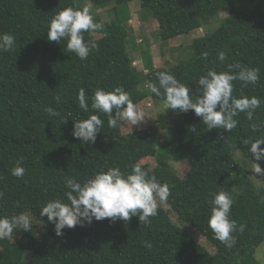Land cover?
Here are the masks:
<instances>
[{
  "label": "trees",
  "instance_id": "trees-1",
  "mask_svg": "<svg viewBox=\"0 0 264 264\" xmlns=\"http://www.w3.org/2000/svg\"><path fill=\"white\" fill-rule=\"evenodd\" d=\"M133 1L155 18L164 43L205 30L188 45L186 59L155 67L146 38L136 42L129 32L126 7ZM86 5L104 27L84 33L85 41L94 40L98 47L81 60L66 51L65 41H48L47 30L59 9ZM0 33L12 34L16 41L13 51L0 52V216L28 212L33 224L30 231L18 228L13 239L0 240V264H264L255 255L264 242V186L255 182L249 152L250 141L264 136V0H0ZM220 51L227 55L224 62L217 59ZM136 52L142 70L132 65ZM204 52L207 59L201 58ZM236 62L258 67L260 78L246 87L234 81L233 95L256 96L262 103L252 120L239 113L229 132L207 129L193 110L171 109L163 111V124L123 132L121 125L107 126V115L91 110L98 87L110 91L123 86L136 103L145 98L165 103L149 87L158 84L156 74L164 70L187 84L195 99L201 75L209 69L227 71ZM81 87L89 113L78 106ZM49 106L60 116H50ZM90 114L99 115L104 128L93 143H83L73 137V124ZM21 157L26 171L17 178L11 169ZM176 162L180 168L174 167ZM135 163L169 185L171 194L163 204L178 222L159 205L148 224L136 215L128 221L105 218L65 228L57 236L54 225L40 216L49 199L67 202L65 177L82 182L109 167L129 172ZM257 163L264 168V160ZM220 187L233 198L231 218L246 225L242 233H234L232 248L208 227L210 193ZM192 231L212 244L214 253Z\"/></svg>",
  "mask_w": 264,
  "mask_h": 264
},
{
  "label": "clouds",
  "instance_id": "clouds-1",
  "mask_svg": "<svg viewBox=\"0 0 264 264\" xmlns=\"http://www.w3.org/2000/svg\"><path fill=\"white\" fill-rule=\"evenodd\" d=\"M103 24L95 22L90 6H67L59 9L48 22L47 40L60 43L65 41L66 51L74 53L81 60L87 59L90 52L98 47L94 40L85 41V32L102 30ZM16 48L15 37L9 33H0V52H11ZM208 53L201 54L207 59ZM220 62L227 60L224 51L217 55ZM135 61L132 60L134 66ZM137 68V67H135ZM227 71L209 69L198 79L200 95L193 99L187 84L177 80L169 70L158 72V84H151L150 91L157 97L163 96L165 108L173 111L187 112L193 110L201 119L207 129L222 128L227 132L234 129L239 113H246L252 120L253 114L260 107L262 101L256 96L239 98L233 95L234 81H241L246 87L255 85L260 78L258 67H248L239 62L227 65ZM138 69V68H137ZM143 69L141 61V70ZM163 90V92L161 91ZM78 106L89 113V103L83 87L78 90ZM59 104L61 97H55ZM46 112L50 116L58 117L60 113L51 106ZM91 110L107 115V126L116 128L124 122L132 128L145 119L143 108L134 102L130 93L123 86H116L108 91L98 87L91 98ZM66 118L63 120V122ZM195 131L194 126H190ZM253 125V128H257ZM104 128V121L99 115L90 114L73 124L72 135L83 143H93L97 134ZM264 136H258L250 141L249 152L253 158L252 170L256 174L264 175L257 161L264 160ZM20 158L11 169V174L22 178L25 167ZM66 201L60 198L49 199L40 209V216H46L47 221L54 225L57 236L63 235V229L75 228L91 224L93 220L100 221L105 218L115 221L120 219L128 221L133 215L138 216L140 222L150 223V217L157 215L160 204L167 203L171 194L169 185L162 183L150 170H145L142 164L135 163L129 172L122 171L118 166L101 169L82 182L75 177H65ZM210 216L208 227L217 240L227 248L235 244L236 232H243L246 225L231 218L233 198L227 189L220 187L215 193H210ZM4 193L0 191V199ZM32 215L22 212L11 216H0V240L13 239L15 229L30 231L32 228Z\"/></svg>",
  "mask_w": 264,
  "mask_h": 264
},
{
  "label": "rangeland",
  "instance_id": "rangeland-1",
  "mask_svg": "<svg viewBox=\"0 0 264 264\" xmlns=\"http://www.w3.org/2000/svg\"><path fill=\"white\" fill-rule=\"evenodd\" d=\"M127 11L128 14V20L127 24L129 26V32L130 34H133L136 37V42H140L143 38H146V40L149 43V54L152 58L153 64L155 67L162 66L165 62L169 63H175L179 60L186 59L189 54L191 53L188 45L191 43L193 38L198 34H203L204 29H196L190 33L179 35L175 37L173 40L168 41V43H164L161 41L159 36L157 35V28L158 23L155 20V18L151 15L150 12L143 13L141 10V6L139 4V1H133L130 4L127 5ZM110 13H113L111 9H109ZM222 16V15H221ZM99 36V35H96ZM170 47H175L173 51L169 52ZM135 57H133V60L135 61L134 67H137V70H141V58L139 56V53L136 52ZM157 102V101H156ZM153 102L150 98H145L142 101H140L138 104L143 108L145 119L138 125L132 126V128L127 124V122H124L123 125H121V130L123 132H128L133 129H140L144 128L149 125L157 124H163L165 122V118L163 117L164 113L163 111L165 108V103L163 102ZM163 113V114H162ZM162 114V115H161ZM174 167L180 168V164L177 162L174 163ZM250 171V169H248ZM254 176L255 182L258 185L264 186V176L256 173H252ZM161 207H163L165 210H168L171 218L173 221L178 222L176 220V216L171 212L170 206L165 204H160ZM194 239L202 244L205 248L208 249L210 253H214L215 247L207 243L205 238L202 237L197 231H192ZM255 255L264 261V242H262L256 249Z\"/></svg>",
  "mask_w": 264,
  "mask_h": 264
}]
</instances>
